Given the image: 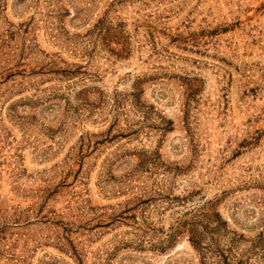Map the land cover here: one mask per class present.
<instances>
[{
  "label": "rangeland",
  "instance_id": "obj_1",
  "mask_svg": "<svg viewBox=\"0 0 264 264\" xmlns=\"http://www.w3.org/2000/svg\"><path fill=\"white\" fill-rule=\"evenodd\" d=\"M0 264H264V0H0Z\"/></svg>",
  "mask_w": 264,
  "mask_h": 264
}]
</instances>
